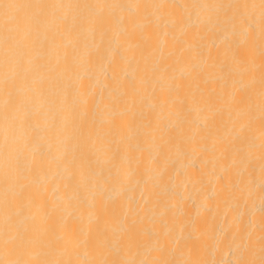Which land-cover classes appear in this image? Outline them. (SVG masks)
<instances>
[{"label": "bare ground", "instance_id": "bare-ground-1", "mask_svg": "<svg viewBox=\"0 0 264 264\" xmlns=\"http://www.w3.org/2000/svg\"><path fill=\"white\" fill-rule=\"evenodd\" d=\"M55 3H96L97 0H51ZM105 3H141L146 5L170 4L173 8L149 7L140 14L117 22L121 15L117 9L111 23L113 33L132 32L136 37L147 35V43L132 40L133 47L120 46V55L115 59L105 56L93 66L82 65L73 56V46L84 50L90 39L89 25L85 22L77 33L56 37L51 55L46 63L67 67L60 84L86 90L97 100L107 97L110 89L119 81L125 87L134 86L136 93L127 103H121L111 118L96 113L94 126L95 143H83L79 139H68L58 133L59 118H54L55 108L46 102L47 85L43 94H37L30 102L23 104L17 113L16 154L21 167H29L32 161L44 162L42 170L33 171V188L41 186L51 196L58 185L63 195V186L74 183L69 175L88 176L95 173L99 184L82 189L79 196L70 203L62 204L49 223L52 225L50 240L53 250L47 258H74L70 253L61 256L55 249L56 242L64 238L66 228H76L80 239L89 229H103L107 222L108 235L124 230L134 216L141 220L144 230L154 232L150 240H138L123 253H107V258L134 260L207 259L227 261L234 259L237 246L249 239L257 241L264 214L262 185L264 174L260 158V122L258 109L251 113V131L245 134L256 145L251 163L244 167L233 164L231 154L223 149L232 142L239 124L247 125L248 118H242L233 127L237 112L221 107L210 99L211 90H232V81L246 85L248 78L229 74L226 65L231 52L241 46L240 14L236 12L235 22L226 21L233 15L232 9H205L192 7L204 4L256 3L259 0H101ZM69 20L73 16H87L86 10H63ZM254 22L258 23L259 9L248 10ZM146 16L152 24L146 23ZM158 26V27H157ZM47 35L51 38L52 33ZM256 64H259L256 41ZM65 52L68 53L65 62ZM165 65H168L165 69ZM215 65V66H213ZM224 65V67H221ZM36 73H34L35 75ZM256 90H259V71L255 73ZM2 79V73H0ZM227 82V87L221 86ZM188 100L181 105L176 102V87ZM19 86V85H18ZM23 95V93H21ZM200 100L191 105V97ZM202 98V99H201ZM3 101L0 84V145L3 142ZM209 105L215 112L212 118ZM110 120V123H109ZM151 121L152 127L141 126ZM2 159V155H0ZM239 159V158H238ZM227 170V171H226ZM226 176L222 187L219 177ZM4 188L0 169V195ZM211 196V199H206ZM117 210L118 217L102 215V209ZM130 210V211H129ZM16 209H14V212ZM27 203L19 207L20 222L30 215ZM125 213H129L125 216ZM101 215L100 223L97 216ZM155 221V223H153ZM3 209L0 208V240L3 239ZM195 229V230H194ZM205 239L199 242L200 234ZM179 242V244H177ZM196 244L204 248L203 255L189 254L186 245ZM162 248L163 253L153 249ZM39 252V249L35 250ZM181 252L184 255H181ZM90 254L99 258L98 251ZM40 258H45L42 254Z\"/></svg>", "mask_w": 264, "mask_h": 264}, {"label": "snow or ice", "instance_id": "snow-or-ice-1", "mask_svg": "<svg viewBox=\"0 0 264 264\" xmlns=\"http://www.w3.org/2000/svg\"><path fill=\"white\" fill-rule=\"evenodd\" d=\"M149 7L165 9L173 8L174 5L159 4L146 5L141 3H105L97 0L96 3H55L51 0H0V73H2L3 101V142L0 145V169H2L4 188L0 195V208L3 209V239L0 240V264H264V222L260 225V236L257 241L249 239L247 243L237 246L235 258L227 261H214L207 259H168L152 258L139 261L127 258H107V253H123L138 240H150L154 232L144 230L141 220L134 216L128 220L123 231H113L109 236L107 222L103 229H89L80 239L77 229L66 228L64 238L56 242L55 249L61 256L70 253L74 258H47L53 250L50 240L52 225L49 221L58 212L62 204L70 203L78 198L82 189L90 185L99 184L100 180L95 173L88 176L69 175V180L74 183L63 186V195L57 196L61 191L58 185L53 189L51 196L47 189L41 186L33 188L31 175L33 171L42 170L44 162L33 160L31 166L21 167L16 154L17 136V113L23 104H27L38 93L43 94L47 85L48 95L46 102L55 108L54 118H59L60 127L58 133H64L68 139H79L83 143H95L98 138L94 132L97 111L106 118L114 115L115 109L121 103H127L129 97L134 96V86L125 87L117 81L116 87L110 89L107 97L95 98L94 94H88L86 90L70 85L60 86L67 67L61 68L60 64L51 65L46 63L54 48L56 37L61 39L65 34L77 33L83 23L89 25L88 34L90 39L85 43L81 52L78 46H73V56L78 57L82 65L93 66L94 62L103 61L105 56L115 59L120 55V47H113L115 41L121 47L128 45L133 47L132 40L147 43L150 39L147 35L136 37L132 32L113 33L111 23L115 20V11L121 13L117 22H123L126 18L131 21L132 17L140 14L143 9ZM205 9H232L233 15L226 17V21L235 22L236 12L243 9L240 14V35L242 44L247 45V51H242L238 45L231 52L229 63L226 65L229 74L235 72L240 80L248 78L246 85H239V81H232V90L225 94L223 91L210 92V99L221 107L237 112V119L233 127L240 119L247 117V125L240 123L239 129L232 142L227 144L223 152L231 154L233 164L239 163L247 167L251 163V155L256 145L245 134V128L251 131L253 120L251 113L258 109L260 122V158L264 161V0L256 3L235 4H204L193 5ZM259 9L258 23L254 22L248 10L253 12ZM86 10L87 16H73L71 21L66 11L63 10ZM146 23L152 24L146 16ZM158 27V26H157ZM51 32V38L47 33ZM259 40L258 55L259 64H256L257 46ZM68 53L65 52V62ZM215 66V65H213ZM169 67L165 65V69ZM224 67V65H221ZM259 71V90H256L255 73ZM34 73H36L34 75ZM19 85V86H18ZM222 88L227 87L225 82ZM23 93V95H21ZM202 99V98H201ZM176 102L183 105L188 98L181 95L179 85L176 87ZM191 105H199L200 100L195 96L189 101ZM212 118L215 112L209 105ZM110 123V120H109ZM143 127L151 128V121H144ZM239 158V159H238ZM227 171V170H226ZM264 174V164L261 166ZM222 184L226 176L218 178ZM264 192V185H262ZM206 199H211L207 196ZM262 205L260 212L264 214V194L261 196ZM27 203L30 209H34L30 215L17 222L14 217L19 215V207ZM14 209L16 211L14 212ZM130 211V210H129ZM102 215H110L114 219L118 217L115 208L102 209ZM129 213H125L128 216ZM102 219L97 216V223ZM155 223V221H153ZM195 230V229H194ZM205 234H200L199 242L205 239ZM179 244V242H177ZM188 253L203 255L204 248L196 244L186 245ZM39 249V252L35 250ZM90 249L98 251L99 258L90 254ZM163 253L162 248L153 249ZM41 254L45 258H40ZM181 255H184L181 252Z\"/></svg>", "mask_w": 264, "mask_h": 264}]
</instances>
